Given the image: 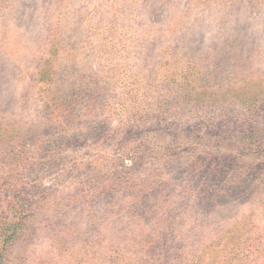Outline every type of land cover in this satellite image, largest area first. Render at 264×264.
<instances>
[{"label":"rangeland","instance_id":"obj_1","mask_svg":"<svg viewBox=\"0 0 264 264\" xmlns=\"http://www.w3.org/2000/svg\"><path fill=\"white\" fill-rule=\"evenodd\" d=\"M0 264H264V0H0Z\"/></svg>","mask_w":264,"mask_h":264},{"label":"trees","instance_id":"obj_2","mask_svg":"<svg viewBox=\"0 0 264 264\" xmlns=\"http://www.w3.org/2000/svg\"><path fill=\"white\" fill-rule=\"evenodd\" d=\"M18 226H19V225H18V221H17L16 215H15L14 217L11 218V227H13V228H14V231L16 232ZM12 234H14V233H12ZM9 235H11V234H9ZM9 235H8V236H9ZM8 236H7V237H8ZM4 237H6V236H4ZM7 237H6V238H7Z\"/></svg>","mask_w":264,"mask_h":264}]
</instances>
